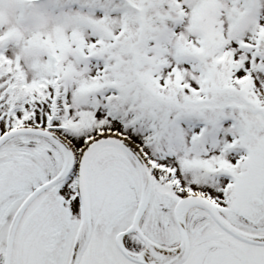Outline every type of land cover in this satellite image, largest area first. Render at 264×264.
<instances>
[{"label": "snow or ice", "instance_id": "obj_1", "mask_svg": "<svg viewBox=\"0 0 264 264\" xmlns=\"http://www.w3.org/2000/svg\"><path fill=\"white\" fill-rule=\"evenodd\" d=\"M0 264H264V0H0Z\"/></svg>", "mask_w": 264, "mask_h": 264}]
</instances>
